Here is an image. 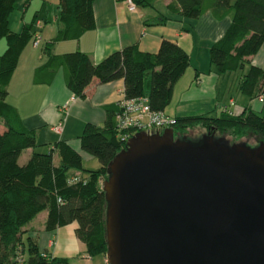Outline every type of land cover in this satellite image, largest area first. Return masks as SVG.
<instances>
[{
  "label": "trees",
  "instance_id": "1",
  "mask_svg": "<svg viewBox=\"0 0 264 264\" xmlns=\"http://www.w3.org/2000/svg\"><path fill=\"white\" fill-rule=\"evenodd\" d=\"M133 1L140 7L153 5V0ZM174 2L178 12L189 20L198 19L207 10L218 18L231 15L229 28L209 49L210 61L219 73L244 68L247 58L256 54L264 43V0ZM58 6L62 26L53 41L78 39L94 28L93 0H59ZM16 7L17 0H0V39L6 41V48L0 54V119L6 126L0 133V264H69L66 258L41 249L34 238L24 233L23 228L42 211H47V231L75 223V234L85 244L88 256L105 255V197L101 184L107 176L108 163L125 143L110 123L105 126L87 123L80 135V148L99 161L98 168H85L80 153L64 141L56 144L57 165L53 163V150L48 153L33 150L20 163L24 150L36 148V137L20 124L15 108L5 101L19 56L33 35L31 25H25L18 33L9 29V15ZM49 50L45 45L43 51L48 58L36 69L37 74L45 70L53 73L62 67L67 87L81 98L94 80L107 83L123 79L125 97L146 96L155 112H164L169 106L173 85L189 65L187 51L166 39L155 53L129 45L98 63H93L80 50L60 55H51ZM239 88L248 96L263 92L264 69L250 65ZM116 110L106 109L108 116H114ZM173 118L174 133L178 135L201 125L210 133L234 139L251 134L264 141V115L251 109L240 114L224 111L219 116L197 114ZM72 170L80 172L76 175L78 181H73Z\"/></svg>",
  "mask_w": 264,
  "mask_h": 264
},
{
  "label": "water",
  "instance_id": "2",
  "mask_svg": "<svg viewBox=\"0 0 264 264\" xmlns=\"http://www.w3.org/2000/svg\"><path fill=\"white\" fill-rule=\"evenodd\" d=\"M106 173L107 264H264V141L140 131Z\"/></svg>",
  "mask_w": 264,
  "mask_h": 264
},
{
  "label": "crops",
  "instance_id": "3",
  "mask_svg": "<svg viewBox=\"0 0 264 264\" xmlns=\"http://www.w3.org/2000/svg\"><path fill=\"white\" fill-rule=\"evenodd\" d=\"M52 1L55 2L37 0L35 10L28 18L27 10L35 0H17L16 9L9 15V29L12 32H20L25 25L33 27L32 38L19 56L5 100L15 108L20 124L26 130L33 131L36 137V148L24 150L19 157L20 163H24L33 150L42 153L53 150V163L57 165L59 156L56 144L59 141L66 142L79 152L82 160L89 159L90 155L80 148L84 125L92 123L105 126L110 123L114 126V116H108L106 109L115 110L117 102L124 96L123 79L107 83L94 80L86 87V96L81 98L67 87L62 67H57L53 73L45 70L37 74L36 69L48 58L43 51L44 47L38 50L41 44L48 45L51 55L80 50L93 63H98L108 54L129 45H136L144 52L155 53L161 41L166 39L177 43L189 54V65L173 85L171 102L173 99L175 101L165 109L166 115L219 116L224 113V108L234 114L251 109L264 115V101L260 102L258 95L243 94L239 88L240 80L250 65L264 69V43L256 54L247 58L244 68L219 73L210 61L209 49L229 28L231 15L218 18L211 10H207L198 19L189 20L178 12L174 0H153L152 6H137L134 11H130L127 4L120 0H93L94 28L78 39L53 41L62 26L59 20V0H56L58 5L53 17L48 14L50 7L47 6L44 19L39 18L42 6ZM47 23L51 30L43 38L36 29H45ZM35 36L39 38L36 46ZM5 48V39H0V54ZM58 123L63 125L61 133L52 130ZM5 130L6 126L0 119V133ZM72 174L79 175L80 172L72 170ZM40 215L42 223L35 228L34 220ZM46 216L47 211H42L23 228L24 233L34 238L41 249L49 246L53 233L57 231L45 229ZM102 260L107 264L105 255H102Z\"/></svg>",
  "mask_w": 264,
  "mask_h": 264
},
{
  "label": "rangeland",
  "instance_id": "4",
  "mask_svg": "<svg viewBox=\"0 0 264 264\" xmlns=\"http://www.w3.org/2000/svg\"><path fill=\"white\" fill-rule=\"evenodd\" d=\"M54 1L55 2L53 1L49 2V4H46V6L45 5L42 6L43 9H42L41 15L39 16L40 19L43 18L44 10L46 9L47 6L50 7V10H48V14L53 17L54 9H57V5H58L57 1L56 0ZM35 5L37 6V0H35V2H33L31 4V7H29V9L27 10V16L32 15L33 11L35 10ZM39 6H41V4H39ZM45 25H46L45 29L38 28V27L36 29L37 30L36 32L38 33V35H40L43 38L46 34H48L49 30H51V27L48 25V23ZM45 25L43 24L42 26H45ZM43 47H44L43 44H41L37 48L39 51H41ZM174 101L175 99H173V101L169 105L171 106ZM207 132L208 131L201 125H196L193 128L188 129V131L184 135L175 134V137L187 136L191 139H198ZM215 137H222L228 140L230 144L238 143V142H245L246 144L250 146H256L260 142V140H258L257 137L251 134H248L239 139H234L229 135H219L218 133H215ZM82 162H83V166L88 169H96L100 166L99 161L96 158H93L91 156H89V159L84 158ZM44 214H46V212ZM41 217L42 216L40 215L39 218L34 220L33 224L35 225V228H37L38 225L40 224ZM75 227H76V224L72 223V224H68L63 227L58 228L57 231L54 232L51 237L53 246L49 244L46 250H48L49 252H52L54 255L58 257L66 258L69 264H105L102 260L101 254L93 256V257L92 256L87 257L88 254L86 253L85 244L76 236ZM23 242L25 243V245H27L26 238H23Z\"/></svg>",
  "mask_w": 264,
  "mask_h": 264
},
{
  "label": "built area",
  "instance_id": "5",
  "mask_svg": "<svg viewBox=\"0 0 264 264\" xmlns=\"http://www.w3.org/2000/svg\"><path fill=\"white\" fill-rule=\"evenodd\" d=\"M127 4L130 11H134L137 5L133 0H120ZM39 42V38L35 36L34 45ZM257 99L260 102L264 101V91L261 92ZM116 112L114 114V130L116 135L119 136L124 143L135 135L137 132L144 131L147 133H153L156 131H163L166 128H173L175 119L164 112L152 111L148 98L146 96H140L136 98H126L125 95L117 102ZM224 111L232 114L231 110L224 108ZM61 123H58L52 127V130L56 133H61L63 127ZM78 176L73 177V181H78ZM51 246L52 241L49 242Z\"/></svg>",
  "mask_w": 264,
  "mask_h": 264
}]
</instances>
